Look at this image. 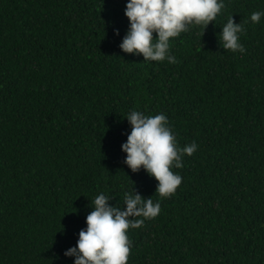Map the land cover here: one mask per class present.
I'll return each instance as SVG.
<instances>
[{
  "label": "trees",
  "instance_id": "trees-1",
  "mask_svg": "<svg viewBox=\"0 0 264 264\" xmlns=\"http://www.w3.org/2000/svg\"><path fill=\"white\" fill-rule=\"evenodd\" d=\"M126 3L0 0V264H73L95 197L123 210L132 190L160 211L128 230L127 264H264V0H223L170 39L174 64L120 49ZM231 16L244 53L220 42ZM132 111L197 144L174 195L123 162Z\"/></svg>",
  "mask_w": 264,
  "mask_h": 264
},
{
  "label": "clouds",
  "instance_id": "clouds-1",
  "mask_svg": "<svg viewBox=\"0 0 264 264\" xmlns=\"http://www.w3.org/2000/svg\"><path fill=\"white\" fill-rule=\"evenodd\" d=\"M224 8L223 0H127L124 15L129 28L119 47L124 53L142 55L144 61L177 63L169 54L170 39L189 31L190 26H201L204 31ZM262 16L264 12H253L251 22L259 23ZM244 31V25L231 16L220 32L223 49L244 53L246 49L239 42V34ZM126 118L131 131L121 145L126 153L123 162L133 173L143 168L154 177L158 182L155 191L161 198L174 195L182 177L172 169L182 168V157L193 155L197 144L178 147L162 112L146 116L132 111ZM110 198L103 193L95 197L94 207L85 218L86 228L79 231L76 245L64 252L74 257L73 264H127L131 254L128 230L142 227L146 219L155 218L160 211L159 202L153 203L133 190L125 194L123 210L110 206Z\"/></svg>",
  "mask_w": 264,
  "mask_h": 264
}]
</instances>
